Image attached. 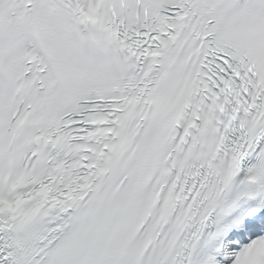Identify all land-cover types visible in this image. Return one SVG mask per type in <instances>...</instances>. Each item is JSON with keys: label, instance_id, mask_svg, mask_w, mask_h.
<instances>
[{"label": "snow or ice", "instance_id": "obj_1", "mask_svg": "<svg viewBox=\"0 0 264 264\" xmlns=\"http://www.w3.org/2000/svg\"><path fill=\"white\" fill-rule=\"evenodd\" d=\"M0 264H264V0H0Z\"/></svg>", "mask_w": 264, "mask_h": 264}]
</instances>
